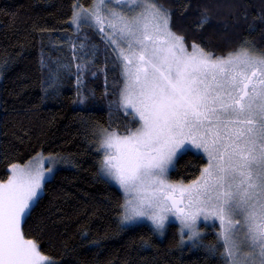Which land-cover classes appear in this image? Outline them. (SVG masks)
<instances>
[{
  "label": "snow or ice",
  "instance_id": "1",
  "mask_svg": "<svg viewBox=\"0 0 264 264\" xmlns=\"http://www.w3.org/2000/svg\"><path fill=\"white\" fill-rule=\"evenodd\" d=\"M225 7L232 5L204 4L195 28L211 27L213 9ZM174 15L161 0L73 5L72 25L95 28L119 65L121 87L110 108L135 122L122 132L111 121L90 129L99 173L124 193L121 228L147 220L163 236L173 216L181 243L185 235L202 243L195 239L198 222L213 218L221 243L209 250L222 249L223 264H264V49L243 40L217 54L203 37L197 42L177 31ZM80 61L75 78L83 103V76L91 68L84 56ZM60 83L62 74L50 72L45 95H55ZM192 150L207 158L199 176L187 184L170 180L178 153ZM62 161L66 157L59 154L37 153L26 163H11L10 175L0 180V264H55L27 230L34 205Z\"/></svg>",
  "mask_w": 264,
  "mask_h": 264
},
{
  "label": "trees",
  "instance_id": "2",
  "mask_svg": "<svg viewBox=\"0 0 264 264\" xmlns=\"http://www.w3.org/2000/svg\"><path fill=\"white\" fill-rule=\"evenodd\" d=\"M161 2L175 13L177 31L197 42L203 37L217 54L243 40L264 49V0ZM76 3L89 7L90 0H0V180L10 175L11 163H26L37 153L66 157L34 206L28 234L39 238L56 264H223L222 249L209 250L220 248L217 226H203L202 243L187 244L181 243L177 224L162 237L147 224L121 228L124 195L99 173L100 154L90 129L111 121L122 132L135 122L109 106L121 87L120 68L93 27H73ZM216 3L232 7L214 8L211 27L195 28L203 5ZM81 56L91 68L83 76V103L75 78ZM57 70L62 74L58 92L45 95L48 76ZM206 160L194 152L180 156L169 179L190 183Z\"/></svg>",
  "mask_w": 264,
  "mask_h": 264
},
{
  "label": "rangeland",
  "instance_id": "3",
  "mask_svg": "<svg viewBox=\"0 0 264 264\" xmlns=\"http://www.w3.org/2000/svg\"><path fill=\"white\" fill-rule=\"evenodd\" d=\"M83 26H85V25H82L81 26V28L83 27ZM73 27L75 28V26L73 25ZM80 28V29H81ZM76 29V28H75ZM79 29V30H80ZM95 29V28H94ZM79 30H77L76 29V31H79ZM95 31H96V29H95ZM97 32V31H96ZM101 35V34H100ZM132 110L131 109H129V112H131ZM138 118V117H137ZM191 152H194V153H196V154H200V155H203L202 153H197L195 150H192ZM45 155V154H44ZM45 156H47V155H45ZM204 156V155H203ZM178 157H180V155H179V153H178ZM205 158H206V156H204ZM207 159V158H206ZM64 165V161H62V162H60L59 164H57L56 165V167L53 169V174H52V178L54 177V175L56 174V172L62 167ZM45 166H47V164H45ZM173 169H170L169 170V174H170V172L172 171ZM168 174V175H169ZM52 178H50V180L52 179ZM108 181H110L107 177H105ZM113 185H115L118 189H120V187H119V185H117L115 182H113V181H110ZM121 190V189H120ZM121 192L123 193V191L121 190ZM43 194V193H42ZM42 194H41V196H42ZM123 195H124V193H123ZM40 196V197H41ZM35 206V205H34ZM141 224H147V225H149V226H151L152 227V225H151V222L150 221H147V220H144V221H142V222H140V223H138V224H132V225H129V226H127V227H130V226H137V225H141ZM171 224H177V226L179 227V231H180V225H179V221L178 220H176V218L175 217H173V216H169V219H168V224H167V227H166V229H165V232H166V230H167V228H168V226L169 225H171ZM203 226H205V227H214V226H217L219 229H218V234H219V232H220V226H219V221L218 220H214L213 218H209L208 220H203V218H201L200 219V221L198 222V228H199V232H200V236L199 237H197V238H195L196 240H199L201 237H202V235L204 234V232H203V229H202V227ZM165 232H164V234H165ZM161 236V235H160ZM162 237V236H161ZM191 242H194L193 240H188L187 239V235H185V239H184V244H187V243H191ZM55 264H56V262H55Z\"/></svg>",
  "mask_w": 264,
  "mask_h": 264
}]
</instances>
